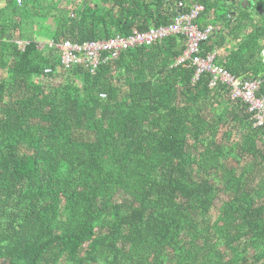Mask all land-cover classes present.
<instances>
[{"label":"trees","instance_id":"16d2710c","mask_svg":"<svg viewBox=\"0 0 264 264\" xmlns=\"http://www.w3.org/2000/svg\"><path fill=\"white\" fill-rule=\"evenodd\" d=\"M62 1L0 7V264H264V126L174 66L183 37L93 74L48 46L127 37L201 5L200 56L259 80L260 97L264 0Z\"/></svg>","mask_w":264,"mask_h":264},{"label":"built area","instance_id":"2783aa9c","mask_svg":"<svg viewBox=\"0 0 264 264\" xmlns=\"http://www.w3.org/2000/svg\"><path fill=\"white\" fill-rule=\"evenodd\" d=\"M19 5L21 0H15ZM181 8L180 3L177 4ZM203 12L201 5H194L187 12H178L170 24L162 27H151L144 32H132L127 37H114L106 41H91L78 45L69 41L48 43L54 48L64 68L81 67L84 71L93 74L99 64L115 58L122 51L140 46H150L169 36H181L185 42L182 54L175 60L174 66L186 62L193 68L192 80L201 75L209 76L208 87L214 88L220 84L228 91L229 98L242 102L251 114L252 128L264 126V96L256 97L259 89V80H237L222 67L214 64V55L200 56V44L211 34L212 28L206 26L199 29L196 19ZM264 64V55L262 54ZM102 97V95H101ZM264 140V136L262 137Z\"/></svg>","mask_w":264,"mask_h":264},{"label":"crops","instance_id":"0c3cea01","mask_svg":"<svg viewBox=\"0 0 264 264\" xmlns=\"http://www.w3.org/2000/svg\"><path fill=\"white\" fill-rule=\"evenodd\" d=\"M44 2H45V0H43ZM70 1H71V3H73L74 1H76V0H64V1H62L61 2V6L62 7H67V8H70L71 7V3H70ZM89 1H91V5L94 3V1H95V3H97L98 4V6H102V3L101 4H99L98 3V1L97 0H89ZM4 2H5V0H0V7H3L4 6ZM80 2H81V0H77V3H76V5H79L80 4ZM16 4V3H15ZM68 4V5H67ZM17 5V4H16ZM20 5V4H19ZM19 5H17V6H19ZM208 21V20H207ZM206 21V22H207ZM151 28V27H150ZM149 29V28H148ZM231 39V38H230ZM47 42V41H46ZM232 45H233V40L231 39V40H229V45L228 46H230V47H232Z\"/></svg>","mask_w":264,"mask_h":264},{"label":"rangeland","instance_id":"374dc122","mask_svg":"<svg viewBox=\"0 0 264 264\" xmlns=\"http://www.w3.org/2000/svg\"><path fill=\"white\" fill-rule=\"evenodd\" d=\"M82 1H83V0H82ZM76 3H77V0L74 1L73 3H71V7L74 6V5H76ZM42 30H43V31H46V24H45V23H44V27L42 28ZM39 33H40V32H36V34L34 35V37H35L36 39L44 40V42L47 41V40H46V37H44V36L42 35V33H40V34H39ZM212 213H213V214H212ZM212 213H210V218H211V219H213L214 216H215V215H214L215 212L212 211Z\"/></svg>","mask_w":264,"mask_h":264},{"label":"water","instance_id":"95a60500","mask_svg":"<svg viewBox=\"0 0 264 264\" xmlns=\"http://www.w3.org/2000/svg\"><path fill=\"white\" fill-rule=\"evenodd\" d=\"M246 5H247V1L246 0H241V7L245 8Z\"/></svg>","mask_w":264,"mask_h":264}]
</instances>
